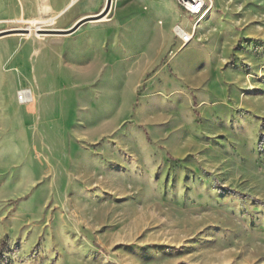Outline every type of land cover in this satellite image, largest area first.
<instances>
[{
    "label": "rangeland",
    "instance_id": "374dc122",
    "mask_svg": "<svg viewBox=\"0 0 264 264\" xmlns=\"http://www.w3.org/2000/svg\"><path fill=\"white\" fill-rule=\"evenodd\" d=\"M37 1L0 23V264H264V0Z\"/></svg>",
    "mask_w": 264,
    "mask_h": 264
},
{
    "label": "crops",
    "instance_id": "0c3cea01",
    "mask_svg": "<svg viewBox=\"0 0 264 264\" xmlns=\"http://www.w3.org/2000/svg\"><path fill=\"white\" fill-rule=\"evenodd\" d=\"M52 7L45 1L0 0V23L42 18Z\"/></svg>",
    "mask_w": 264,
    "mask_h": 264
},
{
    "label": "bare ground",
    "instance_id": "6f19581e",
    "mask_svg": "<svg viewBox=\"0 0 264 264\" xmlns=\"http://www.w3.org/2000/svg\"><path fill=\"white\" fill-rule=\"evenodd\" d=\"M199 5V7L198 8H196V9H186L185 8V10L188 12V14H189V16H191V17H196V16H199L202 12H203V10H204V8H205V2L202 0L201 2H200V4H198ZM21 22L22 23H26L27 25H30V26H32V27H35V29H38L39 27H38V22L37 21H35V20H21ZM31 29V28H30ZM175 32L179 35V36H184V35H188L187 33H185L184 32V29L183 28H181V27H175ZM36 31H39V30H36ZM189 39H184V41H188ZM26 95H28V94H26ZM29 96V95H28ZM27 96V97H28Z\"/></svg>",
    "mask_w": 264,
    "mask_h": 264
},
{
    "label": "water",
    "instance_id": "95a60500",
    "mask_svg": "<svg viewBox=\"0 0 264 264\" xmlns=\"http://www.w3.org/2000/svg\"><path fill=\"white\" fill-rule=\"evenodd\" d=\"M184 1H187V0H184ZM111 3H112V0H106V4H105V7H104V10L99 15H97V16H91V17H87V18L81 19L80 21H78L68 31L52 30V31H46V32H48L49 34H70V33L74 32L82 24H84V23H86L88 21H93V20H98V19L103 18L109 12L110 7H111ZM25 31H27V30H25Z\"/></svg>",
    "mask_w": 264,
    "mask_h": 264
},
{
    "label": "built area",
    "instance_id": "2783aa9c",
    "mask_svg": "<svg viewBox=\"0 0 264 264\" xmlns=\"http://www.w3.org/2000/svg\"><path fill=\"white\" fill-rule=\"evenodd\" d=\"M201 1L202 0H191V3H190L189 0H187V1L179 0V5L181 7H183V8H186V9H196V8L192 7V4H200ZM181 38H182V41H183V39H190L191 40V36L190 35H184V36H181ZM23 96H21V98Z\"/></svg>",
    "mask_w": 264,
    "mask_h": 264
},
{
    "label": "snow or ice",
    "instance_id": "6c2138e0",
    "mask_svg": "<svg viewBox=\"0 0 264 264\" xmlns=\"http://www.w3.org/2000/svg\"><path fill=\"white\" fill-rule=\"evenodd\" d=\"M189 2L191 3V0H189ZM192 7H193V8H198L199 5H198V4H192Z\"/></svg>",
    "mask_w": 264,
    "mask_h": 264
}]
</instances>
